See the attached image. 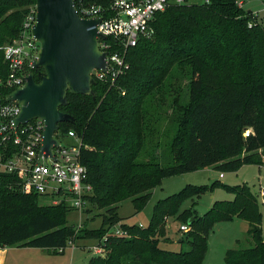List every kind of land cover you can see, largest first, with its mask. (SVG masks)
Segmentation results:
<instances>
[{"label":"trees","instance_id":"trees-1","mask_svg":"<svg viewBox=\"0 0 264 264\" xmlns=\"http://www.w3.org/2000/svg\"><path fill=\"white\" fill-rule=\"evenodd\" d=\"M35 1L0 0V46L20 34L27 8ZM79 1L74 0L78 9L81 4L108 5V0ZM186 1L156 13L151 35L126 48L127 68L113 82L95 80L94 98L67 92V104L60 107L73 121L59 123L55 136L62 139L73 130L81 139L79 160L92 187L85 212L102 209L100 225L90 228L86 222L76 230L67 221L72 207L65 202L40 204L38 193L21 191L18 174L0 169V247L19 245L58 253L68 242L106 235L107 254L92 255L87 264H202L213 225L240 218L248 222L253 246L228 249L225 264H264L258 198L245 182L187 184L159 199L145 226L123 223L118 215L120 203L127 199L135 212L141 211L151 190L165 177L209 166L237 171L247 164L264 165V17H254L237 0ZM106 42L113 43L112 37L107 36ZM184 64L191 67L188 103H173L178 110V130L170 143L173 161L162 164L143 150L155 128L148 101L156 94L164 101L165 79L175 65ZM8 73L0 49V79ZM11 89L0 85V106ZM19 150L20 145L0 140L2 160ZM218 184L233 198L215 201L201 216L192 208L180 211L184 199ZM262 200L264 204V194ZM168 217L183 224L193 217L179 240L186 249L159 246L166 237ZM114 225L127 235L109 234Z\"/></svg>","mask_w":264,"mask_h":264},{"label":"built area","instance_id":"built-area-1","mask_svg":"<svg viewBox=\"0 0 264 264\" xmlns=\"http://www.w3.org/2000/svg\"><path fill=\"white\" fill-rule=\"evenodd\" d=\"M244 1L237 0V4L241 7ZM185 2L187 1L108 0V5L100 2L83 5L80 0L81 5L79 9L77 7L76 9L81 18H100L96 25L88 29L96 28L98 32L106 36L105 39L98 38L97 43L100 51L106 52L107 65L105 70L93 69L94 79L110 78L113 82L128 66L125 61L126 48L135 46L140 39L151 35V25L156 13L168 6ZM251 11L254 17L259 18L261 17L259 13L264 12V5L260 9ZM36 13L34 3L27 8L20 34L0 46L4 61L9 68L7 77L0 79V85L12 88L11 91L24 84L25 75L34 69L32 61L38 57L40 46L31 32ZM107 36L112 37L113 43L106 42ZM8 94L4 96L6 103L0 106V140L4 144L12 141L20 145V150L5 160H2L0 153V169L19 175L23 193L46 195L51 198V203L65 202L78 211L79 222L75 224L78 230L82 226L81 214L87 204L86 196L92 193V187L86 181L87 169L79 160L81 139L73 130H68L64 138L71 139L72 142L63 144L62 139L57 137L60 144L52 148L53 156L48 157L46 161L43 156L38 157L44 121L41 118H35L14 127L13 118L19 112V105L15 100H6ZM248 132L246 131L245 134ZM262 159L264 160V156ZM219 176L222 177L223 173ZM260 194L263 196L264 187L260 189ZM180 229L186 232L189 226L182 224ZM108 233L116 236L127 235V232L118 225H114ZM105 240L106 235L97 239L88 248L92 255L105 256L107 254ZM69 243L73 247V242Z\"/></svg>","mask_w":264,"mask_h":264},{"label":"rangeland","instance_id":"rangeland-1","mask_svg":"<svg viewBox=\"0 0 264 264\" xmlns=\"http://www.w3.org/2000/svg\"><path fill=\"white\" fill-rule=\"evenodd\" d=\"M203 1L188 0L189 3H202ZM263 5L264 0H245L242 7L247 10H256L260 9ZM259 14L262 17L264 12H260ZM190 78V65H175L165 79L164 87L161 91L164 101L159 100L158 94L148 101V106L153 116L152 125L155 128L150 133L143 150L145 153L146 151L147 153L152 152L148 157L153 156L162 164L173 161L170 143L178 130V124L176 123V112L178 110L173 103L175 100L182 105L188 103ZM70 140L63 137L62 143L66 144ZM221 172L223 173V177H219V173ZM216 181L226 185L244 182L249 185L251 191L257 195L259 210L262 216L261 227L264 230V204L260 194V189L264 187V165L259 166L257 164L243 165L237 171H221L214 166H209L193 172L165 177L161 180L159 186L151 190V197L141 211L135 212L132 203L127 199L120 203L118 215L122 217L124 222L145 226L150 220L154 204L159 199L180 191L187 184L210 185ZM232 198L233 194L218 184L212 189H207L199 196L184 199L180 205V211L192 208L195 215L201 216L215 201L230 200ZM39 203L50 204L51 198L46 195H40ZM85 208L81 214L82 224L87 222L90 228L98 227L101 222L99 212H103V210L90 208L88 212H85ZM84 219L86 220L84 221ZM67 221L68 224L78 223L79 212L76 210L68 212ZM182 224L181 221L168 217L165 224L166 237L160 240L159 246L172 251L186 249V245L182 246L179 243L184 233L180 229V225ZM248 227V222L240 218L216 222L209 234L207 252L202 264H225L224 257L228 249H244L253 246V242L247 233ZM95 242L96 240L89 238L76 239L73 242V247L68 242L61 252L53 253L46 250L43 255V261L46 262L45 264H87L89 258L92 256L88 248Z\"/></svg>","mask_w":264,"mask_h":264},{"label":"water","instance_id":"water-1","mask_svg":"<svg viewBox=\"0 0 264 264\" xmlns=\"http://www.w3.org/2000/svg\"><path fill=\"white\" fill-rule=\"evenodd\" d=\"M35 5L31 32L40 47L32 66L38 71L28 72L24 84L13 89L6 100H15L19 105L14 127L35 118L44 121L38 157L46 161L53 156L52 148L60 144L55 136L59 123L73 121L71 115L60 110L67 104V92L95 97L92 71L105 70L107 65L106 52L100 51L97 42L106 36L96 28L88 29L100 18H81L74 0H36ZM192 220L188 219L187 224Z\"/></svg>","mask_w":264,"mask_h":264},{"label":"crops","instance_id":"crops-1","mask_svg":"<svg viewBox=\"0 0 264 264\" xmlns=\"http://www.w3.org/2000/svg\"><path fill=\"white\" fill-rule=\"evenodd\" d=\"M121 222L127 223L123 220ZM45 251L44 249L19 245H5L0 247V264H45L46 262L43 261Z\"/></svg>","mask_w":264,"mask_h":264}]
</instances>
